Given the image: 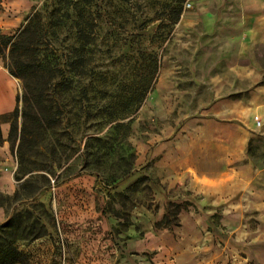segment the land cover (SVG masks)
I'll use <instances>...</instances> for the list:
<instances>
[{
  "label": "rangeland",
  "instance_id": "obj_1",
  "mask_svg": "<svg viewBox=\"0 0 264 264\" xmlns=\"http://www.w3.org/2000/svg\"><path fill=\"white\" fill-rule=\"evenodd\" d=\"M20 1V10L30 8L5 34L38 11L47 29L43 53L52 64L57 54L64 74L39 73L20 101L27 111L22 164L7 140L10 123L0 144V225L14 218L0 229V242L15 239L27 253L16 264H264L257 210L213 212L202 206L205 196L187 199L186 181L161 183L166 170L155 161L158 142L188 133L191 124L214 117L205 110L215 101L245 98L253 87L234 78L213 45L214 23L195 13L207 0H92L95 37L85 45L72 20L50 25L57 0ZM32 55L30 47L26 56ZM150 55L162 60L154 89L132 121L115 129L114 119L137 107ZM218 77L231 84L217 89ZM13 78L23 95L24 81ZM246 149L264 166V133L255 130ZM255 185L264 187V178ZM27 210L30 218L17 216Z\"/></svg>",
  "mask_w": 264,
  "mask_h": 264
},
{
  "label": "crops",
  "instance_id": "obj_2",
  "mask_svg": "<svg viewBox=\"0 0 264 264\" xmlns=\"http://www.w3.org/2000/svg\"><path fill=\"white\" fill-rule=\"evenodd\" d=\"M20 3V0H2V32L17 25L21 14L30 8L20 10ZM194 11L205 12L214 23L212 42L224 53L227 69L234 78L247 81L253 87L245 98L224 97L215 101L205 110L214 117H203L191 124L188 133L158 142L155 161L166 170L161 183L175 186L186 181L187 199L201 194L205 196L202 206L213 212L231 208L229 213H232L251 208L259 212L261 219L264 187L255 184L264 178V166L257 164L246 148L255 130L264 133V83H261L264 0H207L197 3ZM254 60H261L260 65ZM215 82L219 90L231 84L224 77L216 78ZM16 92L13 76L0 66V114L14 109ZM1 129L6 137L8 122L2 123ZM246 181L251 188L246 187ZM4 190L10 192V189Z\"/></svg>",
  "mask_w": 264,
  "mask_h": 264
},
{
  "label": "trees",
  "instance_id": "obj_3",
  "mask_svg": "<svg viewBox=\"0 0 264 264\" xmlns=\"http://www.w3.org/2000/svg\"><path fill=\"white\" fill-rule=\"evenodd\" d=\"M64 5L69 6L72 10H63ZM2 9V0H0V10ZM175 12L174 20L179 21L182 14V7L173 9ZM72 20L76 28V39L81 44H88L94 40L95 13L93 10L92 0H57L50 14V25L59 27L66 22ZM26 23L14 34L0 33V55L3 57V66L8 69L12 76L21 78L24 81L23 95H16V105L10 112L0 114V144L5 138L2 134L1 124L4 122L10 123L8 141L11 143V149L20 158L22 164L25 152L23 146L27 140V111L20 107V101L23 97L27 98L30 82L41 72L48 71L52 77L63 75L64 70L59 66V56L53 54L52 58L57 63L52 64V59H47L43 53L44 37L47 29L44 25L42 16L38 11L30 13L26 17ZM31 35V42L28 41V35ZM29 42V43H28ZM33 51L31 58H27L28 49ZM153 60H150V77L145 78L144 92L139 99L137 107L130 112H125L123 118L117 117L114 119L115 129L128 125L136 112L144 104L148 94L154 89L157 82V72L162 62L161 56L150 55ZM9 58V60H8ZM68 59V67L70 72H75L79 68L76 59ZM71 85V84H70ZM126 120V121H125ZM93 139V137H92ZM101 140V138H97ZM17 146V147H16ZM135 155V154H134ZM32 172V171H30ZM32 175V174H30ZM20 180V178H17ZM27 214L30 218L31 211L18 212L17 216L23 218ZM14 218L0 225V229L11 227ZM43 234L33 235V238H38ZM27 258V253L20 250L16 245V240L0 242V264H16L23 263Z\"/></svg>",
  "mask_w": 264,
  "mask_h": 264
},
{
  "label": "built area",
  "instance_id": "obj_4",
  "mask_svg": "<svg viewBox=\"0 0 264 264\" xmlns=\"http://www.w3.org/2000/svg\"><path fill=\"white\" fill-rule=\"evenodd\" d=\"M188 7H191V3H190V2H187V3L184 5V9L186 10V8H188ZM258 123H259V121H258Z\"/></svg>",
  "mask_w": 264,
  "mask_h": 264
}]
</instances>
